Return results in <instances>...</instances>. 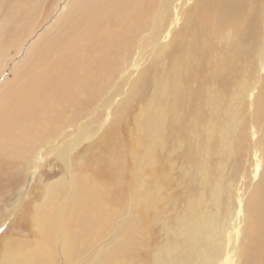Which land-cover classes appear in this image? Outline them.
<instances>
[{"label": "rangeland", "instance_id": "obj_1", "mask_svg": "<svg viewBox=\"0 0 264 264\" xmlns=\"http://www.w3.org/2000/svg\"><path fill=\"white\" fill-rule=\"evenodd\" d=\"M68 1L38 0L31 13L22 11L25 0H0V56L5 61L11 58L10 47L23 38L27 26H32L30 32L40 23L46 26V21L58 16L53 12L57 4L68 10L56 35L41 38L46 45L40 40L32 54L8 63L0 72V86L7 78V85L23 82L22 78L43 69L34 60L37 62L49 41L61 35L59 27L64 29L69 18L79 14L82 0ZM73 1L77 6L71 4ZM185 1L178 0L177 4ZM250 2L257 4V0ZM186 4H195V0ZM259 15L262 22L253 32L255 41L248 43L250 51L242 56L240 91H233L227 102L217 97L222 87L219 82L224 81L221 77L203 89L201 99L192 97L199 83L191 69L209 49L201 51L198 46L202 42L198 21L186 23L189 31L181 51L169 47L173 66L160 57L161 43L150 46L143 60L137 55L133 59L132 51L123 50L116 56L114 72L97 86L92 97L83 101L77 89L83 77L77 71L74 83L69 82L57 100H32L38 109L51 104L45 120L51 123L50 137L55 135L56 139L48 147L57 148L37 163L28 162L32 171L15 186L16 194L5 198L0 210L4 220L0 236L7 233L17 237L23 255L44 243L39 239L46 241L40 253L45 264H200L196 256L204 240H196L195 247L186 226L214 218L219 212L217 223L226 228V243L218 255H210V264H250L248 253L242 249L246 234L251 224L264 227V207L253 208V215L247 210L264 178V105L257 101L264 91V0L259 2ZM174 28L164 35L163 44L170 41ZM235 41L228 32L219 45L226 48ZM176 58L180 60L176 78L186 86L180 96L169 73H174ZM86 65L84 61L80 70ZM141 79L143 84L138 89ZM192 108L196 112L189 113ZM36 113H30L23 125L34 124ZM19 114L23 117L22 111ZM38 214L46 217L45 238L37 228ZM3 248L0 245V264ZM201 251L204 255L207 252ZM258 252L264 255L260 244ZM257 257L255 253L254 259Z\"/></svg>", "mask_w": 264, "mask_h": 264}, {"label": "bare ground", "instance_id": "obj_2", "mask_svg": "<svg viewBox=\"0 0 264 264\" xmlns=\"http://www.w3.org/2000/svg\"><path fill=\"white\" fill-rule=\"evenodd\" d=\"M25 1L27 2L22 7L25 9L22 10L21 8V10H27L31 13L34 12L30 10L35 9L34 5L38 3V0ZM77 1L79 3V0ZM177 1L82 0V5L80 4L81 6H79V14L78 12L76 13V15L78 14L77 17L74 15L75 18H69L71 21H67L68 19L64 20V23L65 21L68 23L66 25L67 28L64 27L63 29V27H59L62 28L61 35L54 40L50 39L53 36L50 37L49 39L53 41L50 42L48 39V46H45L47 42L41 40V38L53 33L55 34L58 26H62V20L65 19L63 18V13L67 11L65 17L68 14V10H65V7L61 9L62 4L55 5L53 12L58 16L46 21V26H43L44 23H40L39 21H33L34 24L36 22L40 24L30 32V27L32 26L23 24L29 27V29H27V32L20 41L15 42L10 47L8 54L11 58H7L8 61L3 60V57L0 56V72L6 68L10 61H14L15 58H21L22 56L30 54L31 50L35 48V45L40 40L46 42L44 43L45 45L42 43L45 48L40 43V46L44 49L39 53L40 57L39 59L37 58V62L34 60V63L36 66L42 64L44 67L42 70L34 71L31 74L28 72L29 75L26 78H22L24 79L23 82L7 85L10 81V78H7L0 86V190H3L0 195V210H2L1 208L5 202V198L16 194L17 190H14L15 186L21 185L26 173L32 171L27 165L28 162L37 163L50 150L57 148L48 147L50 142L56 139L55 135L52 138L50 137L51 123L49 124L45 120L46 112L50 110L51 104H48V107L38 109L37 105L31 101L42 99L47 103H52L54 100H57L67 84L69 82L74 83L73 79H75L77 71H79L78 76L81 74L83 77V80L78 82L77 89L82 94L84 101L86 97L88 99L95 95L98 90L97 86L102 85L107 75L114 72L116 56H119L123 50L132 51L133 59L137 55L140 60H143L146 58L150 46L160 45L161 43L163 49L161 50L162 54L160 57L163 62L166 58L167 63L169 62L168 65L170 66L172 64L173 66L170 48L174 52L181 51L184 46L183 41H185L189 31L188 24L198 21L201 27L202 37V42L198 43V46L202 48L201 51L207 47L209 49L205 57L197 60L196 65L191 69L195 81L199 83L198 89L192 93V97L195 98L198 96L201 99L203 89L209 87L210 82L215 81L218 77L224 78V81L219 82L222 87L217 91V97L224 102H227L226 98L231 94L240 91V86L242 85V56L245 55L244 52L250 51L248 43L254 40L252 39L253 32L258 30L257 28L261 26L262 22L260 15L258 16L260 0H257L255 6H253L250 0H195V4L189 6L186 4L187 0L183 5L177 4ZM75 3L73 1L71 4L74 5ZM67 9H69V6ZM73 12L75 13V11ZM69 15L72 16L70 13ZM29 19L27 21L28 23ZM180 22H182V25L179 27V30H176ZM173 26L175 27L173 29L175 31L174 33L171 32L172 40L170 39L169 42L163 44L162 41L166 38L164 35L169 33V30ZM45 27L47 28L37 35V32ZM228 32L232 33L236 41L229 47L221 48L219 41ZM69 34H71V38ZM72 34L76 35L73 36ZM9 40L12 41L13 39ZM13 48L14 52L11 51ZM3 49L1 48V51ZM191 57L195 59V54L191 55ZM127 59L129 60V58ZM84 61L87 65L83 67L84 71H81V65ZM176 61L178 62L176 63ZM21 63L20 60L19 64ZM179 64L180 60L176 58L174 60V73L173 71H169L177 83L175 92L178 96L183 93L185 94L186 91V86L176 78ZM235 71L239 76H237ZM15 73L16 69L13 75ZM207 74L212 79H209L210 77ZM142 84L143 79H141V83L137 88L139 89ZM262 92V95L260 94V97L257 99L260 105H264V91ZM76 97L78 98L77 94ZM132 97L131 95L130 99ZM20 111L23 112V117H20ZM35 111H37L36 119L34 120L35 123H28L27 126H24L23 122L27 123L25 119H28L29 114ZM190 112H196V109L192 108ZM39 115L41 116L40 119ZM255 121H257V118H255ZM59 157L61 156L59 155ZM89 178L87 177L86 180L88 181ZM257 189H260L258 190V194L251 196L247 205V210L250 212V215L254 214L255 208L264 207V178L257 186ZM219 217L220 214L218 212L214 218H204L195 226L189 224L186 226V230L189 227V235L191 234L190 238L192 242L195 241L193 244L195 247L197 246V241L204 240L201 245L202 249L198 251L200 254L196 256L198 260L196 262L200 264H210L213 259L210 255H218L220 250L224 248L222 246L226 243V228L224 225L221 226L217 223ZM45 218L40 214L36 216L37 228L43 238L47 236ZM3 221L0 219V224ZM186 230H184V233ZM263 233V226L251 224L249 233L246 234V239L244 238L246 242L242 249H244L243 252L248 253L246 260L250 264H264V255L258 252L259 244L261 245V249H264V239L257 240L254 236L261 235L264 237ZM67 236L70 237V235ZM38 241L44 243L36 248H29V254L23 255L17 237H13L7 233L0 236V245L4 247V255H2L3 253L1 254L4 256L1 264H26L25 262L22 263L23 260H28L31 264H45L40 260V253L46 241L41 239ZM204 249L207 250L205 255L201 251ZM253 250L255 251L251 252ZM240 251L242 253V250ZM255 253L258 256L257 260L254 259ZM130 254H132L131 251ZM164 262L162 261L160 264Z\"/></svg>", "mask_w": 264, "mask_h": 264}, {"label": "snow or ice", "instance_id": "obj_3", "mask_svg": "<svg viewBox=\"0 0 264 264\" xmlns=\"http://www.w3.org/2000/svg\"><path fill=\"white\" fill-rule=\"evenodd\" d=\"M0 231H2V229H0Z\"/></svg>", "mask_w": 264, "mask_h": 264}]
</instances>
